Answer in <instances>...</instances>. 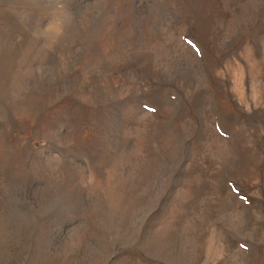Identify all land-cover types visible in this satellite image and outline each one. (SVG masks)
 I'll list each match as a JSON object with an SVG mask.
<instances>
[{
    "label": "rangeland",
    "instance_id": "1",
    "mask_svg": "<svg viewBox=\"0 0 264 264\" xmlns=\"http://www.w3.org/2000/svg\"><path fill=\"white\" fill-rule=\"evenodd\" d=\"M0 264H264V0H0Z\"/></svg>",
    "mask_w": 264,
    "mask_h": 264
}]
</instances>
